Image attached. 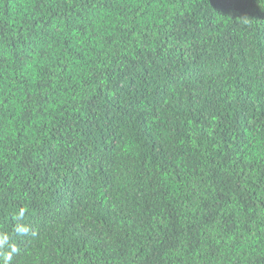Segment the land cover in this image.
<instances>
[{"label": "trees", "instance_id": "1", "mask_svg": "<svg viewBox=\"0 0 264 264\" xmlns=\"http://www.w3.org/2000/svg\"><path fill=\"white\" fill-rule=\"evenodd\" d=\"M0 264H264V0H0Z\"/></svg>", "mask_w": 264, "mask_h": 264}]
</instances>
